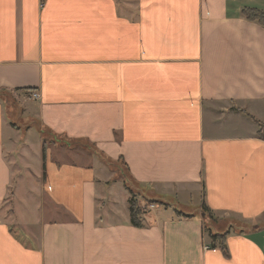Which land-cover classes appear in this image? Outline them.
Returning a JSON list of instances; mask_svg holds the SVG:
<instances>
[{"label": "crops", "instance_id": "obj_1", "mask_svg": "<svg viewBox=\"0 0 264 264\" xmlns=\"http://www.w3.org/2000/svg\"><path fill=\"white\" fill-rule=\"evenodd\" d=\"M245 8L264 0H0V264H264ZM119 174L156 201L142 226Z\"/></svg>", "mask_w": 264, "mask_h": 264}, {"label": "trees", "instance_id": "obj_2", "mask_svg": "<svg viewBox=\"0 0 264 264\" xmlns=\"http://www.w3.org/2000/svg\"><path fill=\"white\" fill-rule=\"evenodd\" d=\"M244 15L250 19V20H257L261 23H264V12L259 10V9H254V8H245L243 10ZM259 136L264 139V125H261V128L258 132ZM43 150L45 151V146L43 147ZM118 178H122L124 180V183L126 185V188L129 190L131 196L129 197V209H130V217H131V223L135 226H142L143 225V210L139 205V200H138V196L140 195L138 192H136L132 186H130L128 183V176L127 174L122 175L119 174L117 176ZM149 203H155L156 201L154 200H149L146 199ZM203 214L208 216L209 218L213 219V216L211 215L210 209L206 206V204H203ZM180 215H185L182 212H179ZM208 234L210 235V238L212 240H217V239H221L223 240L224 237L226 236L225 234L219 235V234H213L211 229H208Z\"/></svg>", "mask_w": 264, "mask_h": 264}, {"label": "rangeland", "instance_id": "obj_3", "mask_svg": "<svg viewBox=\"0 0 264 264\" xmlns=\"http://www.w3.org/2000/svg\"><path fill=\"white\" fill-rule=\"evenodd\" d=\"M8 108L10 109V112H11V114H10L12 116L11 118H13L18 124H23L22 122H20V113H21V110L19 108H17L15 105L12 106V107H8ZM24 124H26V123H24ZM21 131H23V129ZM175 202H176V205L179 206V203L177 201H175ZM206 222H207V226L208 227H212L213 224H214L212 222V219L209 218L208 216H206Z\"/></svg>", "mask_w": 264, "mask_h": 264}, {"label": "built area", "instance_id": "obj_4", "mask_svg": "<svg viewBox=\"0 0 264 264\" xmlns=\"http://www.w3.org/2000/svg\"><path fill=\"white\" fill-rule=\"evenodd\" d=\"M39 95L37 93L33 94V97L36 98ZM140 207L142 208L143 212H146V210H151L155 207L154 204L152 203H146V202H142V204H140Z\"/></svg>", "mask_w": 264, "mask_h": 264}]
</instances>
